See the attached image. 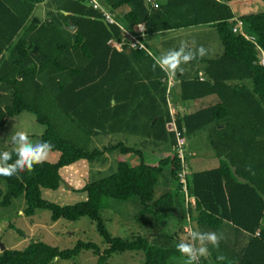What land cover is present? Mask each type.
I'll return each instance as SVG.
<instances>
[{
    "label": "trees",
    "instance_id": "trees-1",
    "mask_svg": "<svg viewBox=\"0 0 264 264\" xmlns=\"http://www.w3.org/2000/svg\"><path fill=\"white\" fill-rule=\"evenodd\" d=\"M42 1L0 0V129L8 118L22 111L31 113L43 126L39 142H50L57 159L18 176H0L5 185L4 192L0 189V205L20 198L24 216L44 209L51 222L86 217L103 247L77 240L59 249L29 240L18 250L4 248L0 264H56L81 251H90L96 257L94 264H110L109 256L122 252H140V264H168L170 258L183 256L176 249L175 233L161 228L168 226L174 209L180 218L185 213L182 200L177 201L180 163L176 153L171 150L155 162L144 163L139 148L119 141L100 149L87 147L94 136L125 132L141 138L144 145L151 139L171 148L175 139L165 128L170 119L162 82L166 73L153 68L152 57L143 49L110 47L108 40L121 41V30L105 24L83 1L45 0L44 17L33 16L34 6ZM152 1L154 6L146 0H100L113 14L125 6L121 26L135 34L136 25L142 24V38L211 24L222 46L221 55L203 68L201 79L178 82L182 101L207 95L216 98V103L187 114L173 112L182 136L207 127L219 161L215 168L185 176L186 195L193 198V205L187 204V216L200 228L216 232L225 221L246 234V242L232 249L230 261L221 264H264V66L258 56L259 51L264 53V0ZM235 20L240 21L244 35L231 31ZM114 151L121 156L133 154L139 162L130 165L116 157L110 174L79 188L84 196L78 202L60 205L41 197V189L55 190L64 183L59 169L78 162L102 164L105 153ZM164 166L177 193L154 197ZM133 197L139 205L133 218L147 231L153 224L158 227L151 240L136 233L128 238L112 236L100 217L106 199ZM199 264L207 263L201 257Z\"/></svg>",
    "mask_w": 264,
    "mask_h": 264
},
{
    "label": "rangeland",
    "instance_id": "rangeland-1",
    "mask_svg": "<svg viewBox=\"0 0 264 264\" xmlns=\"http://www.w3.org/2000/svg\"><path fill=\"white\" fill-rule=\"evenodd\" d=\"M155 1L161 4L164 2V0ZM258 9H261V6L258 7ZM126 10V7L122 6L114 12V18L116 21L122 23V14ZM242 10L244 9L242 8ZM44 13L45 7L42 3L36 4L32 10V15L39 18H43ZM140 41L143 50L147 51L151 57V54L160 55L169 49L178 48L182 42L191 49H196L201 45L205 47L207 54L203 58L197 57L187 64H182V71L178 70L174 76H170L173 81L178 79V82L181 79L198 78V71L201 70L202 72L208 61L216 59L222 53V46L217 37L216 30L211 24L193 25L190 27L155 33L141 38ZM164 85L166 101H170L173 98V101L177 106L175 112L182 115V106H186L187 102L191 100H185V102L177 96V88H179L177 83L174 82L173 87H169L168 91H166L165 83ZM197 103L198 107H205L216 103V98L213 95H207L200 97ZM205 128L206 127L200 129L197 133L192 134L191 136L183 135L184 146L182 152L184 155L186 175L192 172L215 168L218 165L217 158L213 153L211 154V145L207 137V128ZM16 131L27 132L30 141L37 143L39 142V136L43 131V126L36 123L34 116L26 111H22L16 116L8 118L4 127L0 129V149H13L15 147V145L12 144L11 139ZM149 140L150 141L144 145L141 138L136 135L117 132L94 136L90 139L87 147H96L100 149L102 146L114 144L119 141L125 146L139 148L142 152L141 154L144 163H149L150 161L155 162L164 155V153H166V156L171 153L172 147L170 148L165 144L164 146L154 144L151 142V139ZM191 152H193V154H190ZM105 157L106 159L102 164L94 165L95 163L88 164L78 162L72 166L59 169V175L65 180L64 183L66 185L61 182L55 190L41 189V197L60 205L78 202L82 200L84 196L79 188L86 181L98 179L110 174L114 170L116 157H120V159L126 161L130 165H135L139 162V159L133 154L121 156L115 151L105 153ZM56 159L57 152L50 151L46 161L54 162ZM0 189L2 192L5 190L3 181H0ZM164 192H167L172 196L177 193V185L174 180L170 179L167 166L162 168V171L157 178L154 187V197L160 196ZM177 197V201L182 200L181 206L183 207V198L180 191L178 192ZM104 205V208L100 211V217L105 228L112 236L128 238L130 235L136 233L146 236L148 240H151V238L157 233L158 227L156 224L150 226L147 231L145 225L141 224L139 220L133 218L139 211V205L136 198L133 197L126 201L106 199ZM22 207L23 201L20 198L13 199L8 206L0 205V243H2L5 248L18 250L23 248L29 240H40L59 249L69 248L77 240L90 241L99 245L101 248L103 247L100 243L99 236L94 230L93 224L86 217H80L75 221L58 219L51 222L47 210L37 209L32 216L26 217L21 212ZM18 209H20V213H17ZM167 223L168 226L162 224L161 228L164 231L174 232V241L176 243H178L180 239L186 238V235L182 231V227L185 224L184 217L178 218L175 213L171 214L168 217ZM8 224L10 227L7 229L6 227ZM191 227L193 230L210 231L205 228L197 227L194 224L191 225ZM16 229H18L20 233H16ZM233 230L234 228L227 223L218 227L216 233L222 234V239L220 240L219 247H213L211 244L208 245L209 256L207 258L202 257L207 264H221V262L230 261V251L232 250V247H236L237 249L243 243L242 236H234L233 232H235V230ZM234 241H236L235 244ZM213 258L217 260V263H214ZM95 259L96 257L90 251H81L72 259L65 261L59 260L56 264H94ZM185 260L186 257L184 256L173 257L168 260V264H185ZM141 261L142 254L140 252L113 253L107 259V263L110 264H140Z\"/></svg>",
    "mask_w": 264,
    "mask_h": 264
},
{
    "label": "clouds",
    "instance_id": "clouds-1",
    "mask_svg": "<svg viewBox=\"0 0 264 264\" xmlns=\"http://www.w3.org/2000/svg\"><path fill=\"white\" fill-rule=\"evenodd\" d=\"M95 5V0H93ZM207 50L203 45L196 49L189 48L181 43L178 48L169 49L160 55H152L153 68L159 67L169 76H174L178 70L182 71L181 65L187 64L197 57L203 58ZM11 142L15 147L11 151L0 152V176L11 178L27 170L31 172L34 166L42 164L48 158L52 144L48 141L33 143L28 133L16 131ZM13 154L16 159L13 160ZM11 161V162H10ZM186 238L180 239L176 244L177 251L186 257L185 264H199L201 257L209 256L208 245L219 247L222 234L214 231L186 230Z\"/></svg>",
    "mask_w": 264,
    "mask_h": 264
},
{
    "label": "built area",
    "instance_id": "built-area-1",
    "mask_svg": "<svg viewBox=\"0 0 264 264\" xmlns=\"http://www.w3.org/2000/svg\"><path fill=\"white\" fill-rule=\"evenodd\" d=\"M83 1L87 6H89L92 10H96L99 15L101 20L107 24V25H115L116 27H118L121 30V41L120 42H114L112 40H108L107 44L112 47L113 49L119 51L121 49V47L123 45H126L128 48H132V49H143L142 44L140 39L142 38V36L144 35L143 31V25L142 24H137L135 27V34L134 33H130L129 31H127L126 29H124L121 24L116 21V19L114 18V14L109 11L108 9H106L100 2V0H95V5L93 4V0H81ZM146 2L151 3V6H154L153 1L151 2V0H146ZM231 31L233 33H239L241 35H244L243 32H241V23L240 21L235 20V24L233 25V27L231 28ZM246 37V36H244ZM259 64L264 66V53L259 51ZM201 79V77H200ZM164 83L166 84V91H168L169 87H171L172 85V80L170 77H166V79L164 80ZM169 116L170 119L169 121L166 123L165 127L168 131H170L175 139V142L171 148V150L173 152L176 153V156L179 160L180 163V170L177 173L176 177L178 179V183L180 184V191L182 192L183 195V204H184V220H185V224L182 227V231L183 233L186 235H188L187 233V229H191L189 223H188V216L186 214V208H187V204L188 201L190 199V197H188L186 195V191H185V176H186V170H185V164L183 162L184 159V155L182 152L183 146H184V137L181 135L180 131L177 130L176 126H175V122H174V118H173V112L169 111ZM255 235H257V232H255Z\"/></svg>",
    "mask_w": 264,
    "mask_h": 264
},
{
    "label": "crops",
    "instance_id": "crops-1",
    "mask_svg": "<svg viewBox=\"0 0 264 264\" xmlns=\"http://www.w3.org/2000/svg\"><path fill=\"white\" fill-rule=\"evenodd\" d=\"M236 2H239L240 3V0H235L234 1V3H236ZM40 3H42L43 5H44V3H45V0H43L42 2H40ZM233 4V3H232ZM243 8V9H245L244 8V6L243 5H240L239 4V6H238V8ZM241 8V9H242ZM44 17V16H43ZM39 18V17H38ZM201 70L200 71H198V73H197V76H198V78L200 79V77H201ZM167 76L168 77H170L168 74H167ZM177 76H179V75H177ZM171 78V77H170ZM172 80V79H171ZM162 82H164V81H162ZM174 82L175 83H177L178 84V79H176L175 81H173L172 80V85H171V87H173V85H174ZM178 90H177V96L179 97V88H177ZM180 98V97H179ZM174 99L172 98V100H167V108H168V112L169 111H171V112H174V113H176L175 112V109H176V104L174 103V101H173ZM199 100V98H197V99H191V101H188L187 102V104H186V106H182L183 107V113L182 114H187V113H190V112H193V111H196L197 109H199V108H201V107H198V103H197V101ZM185 101V100H184ZM186 102V101H185ZM186 111V112H185ZM170 113V112H169ZM177 114V113H176ZM207 128V127H206ZM205 128V129H206ZM202 129V128H201ZM200 130V129H199ZM199 130H197V131H194V132H192V133H190V134H188V136H191L192 134H195V133H197ZM206 131V130H205ZM187 136V135H186ZM211 149V148H210ZM186 152H188V151H186ZM214 154V152H213V150L211 149V154ZM190 154H193V152H191ZM215 156V155H214ZM216 157V156H215ZM218 159H217V164H218ZM65 184V183H64ZM66 185V184H65ZM66 188H68V187H66ZM188 205H190V206H192L193 205V198L192 197H190V199H189V201H188ZM183 209H184V206L182 207ZM17 213H20V209H18L17 210ZM176 214L177 215V217L179 218V214H178V211H177V209H174L171 213H170V215L171 214ZM187 214V213H186ZM169 215V216H170ZM168 216V217H169ZM167 222H168V218H167ZM188 223H189V225H190V227H191V225H193L194 224V222L193 221H190L189 220V218H188ZM224 223H227V222H225V221H222L221 222V224L220 225H222V224H224ZM228 225H230L229 223H227ZM232 227V226H231ZM191 229H192V227H191ZM234 231V230H233ZM240 233H242V232H238V231H235V232H233V235L234 236H237V237H240V236H242V240H243V243L242 244H244L245 242H246V240H247V237H246V234H244V233H242V234H240ZM235 242L236 241H234V244H235ZM241 244V245H242ZM240 245V246H241ZM4 246V245H3ZM4 248H5V246H4ZM236 249V247H232V249Z\"/></svg>",
    "mask_w": 264,
    "mask_h": 264
},
{
    "label": "water",
    "instance_id": "water-1",
    "mask_svg": "<svg viewBox=\"0 0 264 264\" xmlns=\"http://www.w3.org/2000/svg\"><path fill=\"white\" fill-rule=\"evenodd\" d=\"M2 250H4V246H3L2 243H0V252H1Z\"/></svg>",
    "mask_w": 264,
    "mask_h": 264
}]
</instances>
